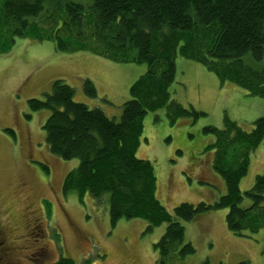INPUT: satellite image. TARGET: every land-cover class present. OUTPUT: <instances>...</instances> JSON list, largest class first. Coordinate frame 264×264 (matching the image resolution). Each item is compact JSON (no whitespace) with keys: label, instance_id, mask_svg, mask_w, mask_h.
I'll return each instance as SVG.
<instances>
[{"label":"trees","instance_id":"trees-1","mask_svg":"<svg viewBox=\"0 0 264 264\" xmlns=\"http://www.w3.org/2000/svg\"><path fill=\"white\" fill-rule=\"evenodd\" d=\"M20 37L49 39L60 52L89 51L117 63L147 65L131 85L120 120L100 106L76 101L75 88L61 79L54 80L44 99L29 100L32 111L50 110L43 126L50 151L80 161L63 182L65 192L78 193L80 200L90 194L107 201L113 226L121 219L141 218L148 232L168 223L156 243L163 256L184 241L181 220L212 210L228 209V229L242 237L264 227V173L257 174L251 189L243 193L240 187L253 150L264 143V114L249 130L227 114L223 127L203 128L215 137L212 165L227 187L216 202H181L168 211L157 195L153 163L137 156L148 112L165 109L172 125L180 118L197 122L207 115L172 98L179 55L202 63L222 82L231 80L250 95L264 97V69L243 61L249 53L257 62L264 59V0H0V53L9 52ZM83 84L87 96L98 97L92 80ZM244 197L252 201L245 208ZM195 251L186 242L177 254ZM51 264L77 263L62 256Z\"/></svg>","mask_w":264,"mask_h":264},{"label":"rangeland","instance_id":"rangeland-1","mask_svg":"<svg viewBox=\"0 0 264 264\" xmlns=\"http://www.w3.org/2000/svg\"><path fill=\"white\" fill-rule=\"evenodd\" d=\"M176 59L172 98L207 115L197 122L180 118L172 125L165 109L148 112L137 154L153 163L157 195L168 211L181 202H216L226 192L223 176L212 165L215 137L203 128L223 127L227 114L249 130L264 114V97L250 95L231 80L222 82L196 60ZM243 61L264 69V59L257 62L250 53ZM146 70V64L117 63L89 51L60 52L51 40L35 37L17 38L9 52L0 53V264H51L62 256L77 264H264V227L250 236L236 235L228 229L226 208L181 220L184 241L163 256L156 243L168 223L148 232L141 218L121 219L113 226L107 201L90 194L80 200L78 193L64 191L66 176L80 161L50 151L43 129L50 110L32 111L29 100L44 99L54 80L61 79L75 88L76 101L100 106L120 120L131 85ZM87 78L96 85L97 98L85 94ZM250 164L240 182L243 193L264 173V143L253 150ZM251 203L244 197L241 206ZM186 242L196 251L179 257Z\"/></svg>","mask_w":264,"mask_h":264},{"label":"flooded vegetation","instance_id":"flooded-vegetation-1","mask_svg":"<svg viewBox=\"0 0 264 264\" xmlns=\"http://www.w3.org/2000/svg\"><path fill=\"white\" fill-rule=\"evenodd\" d=\"M43 164L42 165H45V163L44 162H42ZM33 165V164H32ZM34 166V165H33ZM46 167H48V166H46ZM34 168H37V170L39 169V166H34ZM48 171H49V168H48V170L47 171H44L45 173H48ZM2 248H3V245H2ZM3 251L2 250H0V254L2 253ZM4 255H6V254H4ZM1 256V255H0ZM0 259H3V258H1L0 257Z\"/></svg>","mask_w":264,"mask_h":264}]
</instances>
